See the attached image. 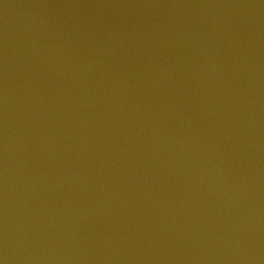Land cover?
Masks as SVG:
<instances>
[{"label": "water", "instance_id": "water-1", "mask_svg": "<svg viewBox=\"0 0 264 264\" xmlns=\"http://www.w3.org/2000/svg\"><path fill=\"white\" fill-rule=\"evenodd\" d=\"M0 264H264V0H0Z\"/></svg>", "mask_w": 264, "mask_h": 264}]
</instances>
